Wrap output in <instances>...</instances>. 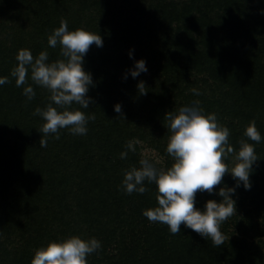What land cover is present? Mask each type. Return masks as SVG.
<instances>
[{"label":"trees","instance_id":"16d2710c","mask_svg":"<svg viewBox=\"0 0 264 264\" xmlns=\"http://www.w3.org/2000/svg\"><path fill=\"white\" fill-rule=\"evenodd\" d=\"M120 1L126 4V0ZM120 1L0 0V76L11 81L0 86V152L9 151L7 159L0 157V264H30L36 249L73 235L101 242L102 247L87 257L88 264H264V139L255 145L260 160L252 167L251 188L239 187L242 219L225 222L221 229L225 237L233 230L236 236L219 247L183 223L177 234L163 223L149 227L145 237L126 233L135 220L128 212L138 213L139 201H146L148 209L158 204L155 184L145 181L148 191L143 194L129 195L122 189L124 171L139 167L140 158L133 152L127 159L120 158L124 145L134 136L150 140L154 147L163 146L171 134L164 118L168 107L154 82L165 78L163 83L179 88V84L190 85L187 78L192 72L207 74L209 82L230 102L207 99L202 93L209 86L205 79L197 80L193 87L200 95L191 91L193 98L187 100L192 101L186 102L191 105L198 99L205 115L212 111L217 118L232 115L233 122L226 127L229 143L237 151L239 141L247 139L244 130L251 121L255 120L264 137V0H158L157 17L170 12L185 16L187 22L175 32L170 23H159L162 35L142 39L133 59L124 55L122 47L129 45L137 24ZM199 5L200 16L193 15V8ZM215 8L219 10L215 13L217 24L208 20V12ZM62 19L67 20L69 30L83 28L103 39L102 47L90 46L84 57V69L93 79L88 93L93 103L87 109L73 105L86 115L94 114L95 119L89 120L86 135H73L67 128L60 130L59 139L50 134L43 150L39 140L44 136V121L34 111L50 102L49 93L29 79L27 83L36 93L29 101L23 95L24 86L17 87L10 73L18 63L16 52L22 48L29 49L33 57L47 50L50 61L60 58L59 45L49 47L47 38ZM39 38L44 44L36 43ZM139 59L146 61L151 78L146 81L141 73L135 79L130 75L124 79ZM141 81L146 94L137 88ZM117 103L122 114L113 110ZM142 104L153 110L143 114ZM136 115L141 117L132 121ZM144 122L155 123L157 138L155 132L141 126ZM11 127H21L29 136L22 147L8 149L3 143L1 134ZM51 142L58 155L49 146ZM50 147L49 152L46 149ZM65 155L75 165L76 180L62 179L58 172ZM70 182L73 184L66 193L63 187ZM211 199L219 201L215 194L198 191L195 206L203 209ZM126 207L130 211L126 212ZM16 229L21 246L10 253L6 246Z\"/></svg>","mask_w":264,"mask_h":264},{"label":"clouds","instance_id":"9594fccd","mask_svg":"<svg viewBox=\"0 0 264 264\" xmlns=\"http://www.w3.org/2000/svg\"><path fill=\"white\" fill-rule=\"evenodd\" d=\"M48 46L56 48L59 45L60 58L50 61L47 50L33 57L29 49H19L16 56L17 65L11 70L10 76L15 79L17 87H23V95L30 101L36 93L28 80L46 89L50 102L44 107H37L34 115L42 118L43 138L39 140L40 147H46L48 136L54 134L59 139L61 129L67 128L73 135H86L89 120L95 115H86L73 107L87 109L93 103L88 95L93 79L90 72L84 69V57L90 46H103L100 34L89 32L83 28L69 30L65 19L47 38ZM133 51L128 52L133 59ZM148 71L144 59L134 60L133 67L124 75L133 79ZM8 76H0V86L10 83ZM137 88L141 94H146L145 83L139 82ZM193 94L200 92L193 88ZM55 105V106H53ZM114 112L122 114V106H113ZM170 135L166 147L167 153L173 159L171 167L157 168L149 158L139 160V167L132 166L124 171L121 187L127 194L148 191V184H155L158 206L144 210L142 214L150 222L166 224L172 234L181 232V224L208 237L216 247L223 245L226 237L221 231V225L236 213V201L233 196L236 188L241 185L245 190L251 188L249 177L253 164L260 160L255 152V145L264 137L251 121L244 130L247 139L239 141L237 151L230 143V130L218 122L215 113L205 115L194 101L175 111L165 114ZM253 141L249 143L248 141ZM140 141L132 139L124 145L120 153L121 159H127L129 152L136 151ZM234 156L231 168L225 162L229 156ZM230 174L235 181L234 187L223 184V178ZM220 185L214 193V186ZM207 192L215 194L219 201L207 200L203 209L197 208L196 193ZM229 239V237L227 238ZM102 247L96 238L82 239L70 236L60 241H50L45 246L35 250L30 264H88L87 257Z\"/></svg>","mask_w":264,"mask_h":264},{"label":"rangeland","instance_id":"374dc122","mask_svg":"<svg viewBox=\"0 0 264 264\" xmlns=\"http://www.w3.org/2000/svg\"><path fill=\"white\" fill-rule=\"evenodd\" d=\"M118 2L120 0H117ZM158 0H126V4H124L122 1H120V5L122 6V8L125 10L124 12H126V14L130 15L135 24H137V28L136 30L134 31V35L132 36V38H130V42H129V45H126V46H123L122 47V51L124 53V55H128V52L130 50H134L133 51V56L136 52V49H137V45L139 43H141L142 39L144 38H147L148 36H153V38L157 37V36H160L162 35L160 32H159V29H160V25L159 23H167L169 25L170 23V29L175 32L176 30L184 27L185 23L187 22L185 16L181 15V14H174L171 15V13H166L165 17L162 16V14L160 16H156L157 15V9L159 10V6H156V2ZM183 1H187V0H183ZM203 4L205 3L204 1H201ZM160 4V3H159ZM202 4V5H203ZM200 7H202L201 5L199 6H196L193 8V12L192 14L193 15H199L200 16V12H202V8L201 10ZM198 8V9H197ZM139 11V12H137ZM180 11V10H179ZM178 11V12H179ZM199 11V12H198ZM219 11L218 9L215 8V10H213L212 12H208L209 15H210V18L208 20L212 21L214 24H217L218 22L216 21V15L215 13ZM180 13H182V11H180ZM221 15V13L219 14ZM235 15V14H234ZM157 21V22H156ZM165 21V22H164ZM224 21V20H222ZM157 24H156V23ZM155 23V25L153 24ZM138 24H140V26H138ZM29 36V35H28ZM197 39H199L198 36H196ZM148 42V41H147ZM34 42H31V44H33ZM36 43H41V44H44V39L42 38H39V42H36ZM30 44V45H31ZM22 49H25V48H22ZM18 54V52H16V55ZM204 69V68H203ZM152 76V73L147 71L143 77L146 81H148ZM168 79V78H167ZM170 79V78H169ZM202 79H205L208 81V85L209 86H206L205 89H203V92L205 95H206V98L207 99H211L210 100H218V102L221 104L223 103H226V102H230V99L228 97L229 100H226L227 99L226 97L222 96V92H219V90L217 91V86L213 85L212 82L208 80V77H207V74L205 73H193L191 75L188 76L187 78V81L190 83V85L188 84H179V88H175L174 87V84L172 83H163L165 82V78H160L158 79V81H155L154 83L158 86L157 87V94L158 96L163 100V103H166L167 104V107L166 110L164 111L165 114L168 113V112H171V111H175L177 110L179 107L181 106H184V105H188L187 102L191 103L192 100H187L189 99V97L192 95L190 94L193 87L196 86L195 85V82L197 80H202ZM151 81V80H150ZM200 81L198 83H200ZM152 82V81H151ZM226 91V89L224 90ZM214 95V96H213ZM154 98H156V95L153 94L152 95ZM187 101V102H186ZM193 101H196L198 102L199 104V100L198 99H194ZM225 101V102H224ZM217 102V103H218ZM153 103L152 101H150V104ZM129 104H132V102L130 101ZM142 109L141 111H143V114H146L147 112H151L153 109L150 105H146V104H142L141 105ZM129 110V109H128ZM203 110V109H202ZM140 111V113H141ZM217 112L219 111L216 110ZM132 111L129 110V113H131ZM213 113V111L211 112ZM210 114V113H209ZM141 116L140 115H136V118H131L132 121H136L137 118H140ZM219 118L218 119V122L224 126H227V124L233 122V118H232V115L231 117L230 116H226L225 114H220L218 115ZM159 121V120H158ZM142 122V121H141ZM234 123L236 124L237 122L234 121ZM150 125V126H149ZM142 127H144L146 129V131L148 132V129L155 132V137L157 138L158 135H159V131H157L155 129V123H151V124H148L147 122H144L143 125H141ZM168 126V125H167ZM143 128V129H144ZM163 131L165 132V130L163 129ZM161 131V132H163ZM3 134H1V136L3 137L4 141L3 143H7L6 144V147L9 149L10 148H13L14 146L16 147H22V145L27 142V139L29 138L28 135H26L23 131V129L21 127H11V128H7V131L5 132H2ZM132 139H137L140 141L139 144L136 145V151L134 152L140 159H143V158H149L157 168H164L166 169L167 167V164L168 162L170 161L171 165L173 163V159L170 157V155L167 153L166 151V147H167V142H168V138L166 141H163L162 145L163 146H160V147H154L152 145V143L150 142V140H142L139 136H134L131 138ZM166 142V143H165ZM54 143L51 142L49 144V146L53 147ZM165 145V147H164ZM51 147L46 149L47 151H51ZM42 149L44 150L45 147H42ZM58 149L57 148H54L53 147V152L58 155ZM1 153V152H0ZM9 155V151L5 150V152L1 153L0 154V157H4L7 159ZM34 155H36L34 153ZM41 155V154H40ZM44 155V153L42 154ZM33 156V155H31ZM36 158V157H35ZM61 164L62 165H59L58 166V172L63 175L62 179L64 178H72L76 180V168H75V165L73 164L72 160H68V158L66 157H62L61 156ZM36 161H37V158H36ZM229 168H231L233 166V163H234V156L230 155L228 160L225 161ZM62 179H60L62 181ZM60 180H57L58 182L57 183H61L59 182ZM63 182V181H62ZM73 182H70L69 184H66L63 188L66 190V193H69L68 191H70V187L69 185H72ZM223 184L224 185H227L228 187H234L235 186V181L232 179L231 175L230 174H226L223 178ZM220 185H217V186H214V193L215 191H217L219 189ZM59 192V191H58ZM152 196L150 195L149 198H151ZM215 197L220 200L221 198L217 195H215ZM240 197H241V194H240V190H239V187L236 188V193L235 195L233 196V199L236 201V213L235 215L229 217L225 222H231L232 220H241L242 219V216L244 214L243 212V209L240 205ZM138 204L140 205L139 206V210H138V213L136 212H128L130 211L129 210V207H126L125 208V211L128 212V213H131V214H134V222L131 223V226L130 227H127V230H126V233L130 234L131 236L135 235V236H138L142 234L141 237H145V235L147 234V230L148 228H152V227H155L157 225H160V222H150L148 220L147 217H145L142 212L144 210H147V202L146 201H139ZM37 218H44L43 216H39V215H36ZM223 223L221 225V229L224 228L225 224L226 223ZM231 231V230H230ZM16 234H14L12 236V242L8 243L7 246H6V250L7 252H10L12 253L13 252V249H17L19 246H21V241H20V238H19V232H18V229H16ZM236 236L234 230L230 232V235L226 237V241H229L230 239H233L234 237ZM229 237V239H227ZM19 239V241H17ZM20 242V243H19ZM115 252V251H114ZM12 255V254H10ZM10 255H8V260L10 259Z\"/></svg>","mask_w":264,"mask_h":264}]
</instances>
